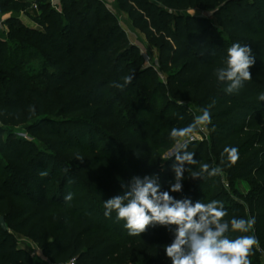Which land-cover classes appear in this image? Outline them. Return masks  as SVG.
Returning a JSON list of instances; mask_svg holds the SVG:
<instances>
[{"label": "trees", "instance_id": "16d2710c", "mask_svg": "<svg viewBox=\"0 0 264 264\" xmlns=\"http://www.w3.org/2000/svg\"><path fill=\"white\" fill-rule=\"evenodd\" d=\"M60 2L62 10L55 9L50 0H0V16L23 12L41 28L25 26L19 19L5 21L17 48L37 56L41 68L31 74L23 62L11 58L8 64L6 42L0 38V122L20 125L57 106L56 113L64 117L58 123L67 126L66 131L48 126L44 132L58 147L76 146L75 121L78 114L87 113L90 123L106 122L117 129L112 139L118 148L110 154L100 152L87 164L90 180L85 185L90 193L65 201L70 176L53 189L56 160L14 133L0 139L4 153L0 215L5 216L10 229L0 226V264H66L73 258L77 264H112L120 256L135 264H172L165 246L172 243L176 226H149L141 236H131L121 221L104 224L101 207L104 201L122 194V185L130 183L133 176L157 175L161 190L170 191L175 182L171 168L175 158L162 160L157 151L170 149L175 143L170 139L172 128L186 127L193 119L180 110L170 113V106L161 109L156 98L152 100L154 115H149L144 100L134 91L140 83L144 88L149 86L151 69L143 68L138 48L131 45L117 18L100 0ZM117 2L148 40L159 46L161 63L180 67L169 76L176 92L198 98L201 110L211 105L208 127L212 147L205 141L191 140L187 150L195 153L199 163L185 168L198 171L201 163H207L210 168L221 167L230 182L244 179L250 183L246 209L243 204L233 208L227 198L220 201L227 213L225 220L255 219L254 236L264 252V101L258 99L264 93V0ZM190 10L205 15L189 14ZM236 42L250 47L255 57L249 69L252 81L245 82L239 93L227 94L226 84L217 82L214 71L223 66L227 49ZM133 72L132 83L123 90L113 86ZM137 76H142L140 82ZM122 99L133 104V116L117 110ZM45 121L48 118L31 127ZM225 147L238 148L239 159L234 165L229 166ZM2 170L8 173L5 177ZM218 176L204 174L201 179H192L185 171L182 191L170 194L177 200L208 203L218 198L213 189ZM11 200L23 206L11 208ZM56 208L67 211L52 226ZM243 208L244 213L237 216ZM18 235L35 243L47 260L35 261L20 246ZM226 235L235 239L246 233L230 228ZM249 259L258 264L257 246Z\"/></svg>", "mask_w": 264, "mask_h": 264}, {"label": "clouds", "instance_id": "9594fccd", "mask_svg": "<svg viewBox=\"0 0 264 264\" xmlns=\"http://www.w3.org/2000/svg\"><path fill=\"white\" fill-rule=\"evenodd\" d=\"M255 57L252 50L245 44L233 43L227 49L223 66L217 67L214 75L218 83L226 84L227 94L239 93L245 82L252 81L249 69L254 65ZM134 73L125 75L123 83L113 86L123 90L134 79ZM264 101V93L258 97ZM211 105L201 110L193 122L183 128H172L170 139L175 141L176 149L166 160L174 157L171 168L175 174V182L170 191H162L157 175L133 176L130 183L122 185L124 192L104 201V215L110 217L116 213V219L124 221V227L131 236H141L149 226H176L174 239L165 246L167 257L172 264H251L249 257L253 254L258 240L254 235H240L230 239L226 233L231 228L234 232L248 233L255 223L254 218H231L227 215L221 201L212 200L208 203L190 198L177 200L170 192H181L184 172L188 171L192 179L202 178L204 174L216 176L222 168L211 167L201 163L199 170L185 165L195 166L199 163L194 159V152L188 151L189 142L195 133L203 131L211 124ZM35 112V109H32ZM214 130V129H213ZM229 166L239 159L238 148L225 147ZM72 194L65 196V201H71Z\"/></svg>", "mask_w": 264, "mask_h": 264}, {"label": "rangeland", "instance_id": "374dc122", "mask_svg": "<svg viewBox=\"0 0 264 264\" xmlns=\"http://www.w3.org/2000/svg\"><path fill=\"white\" fill-rule=\"evenodd\" d=\"M100 1L102 2L105 9L108 10L112 16L117 18L126 36L129 38L131 45L138 48L144 59L143 68L151 69L149 72V86L144 88L140 83L134 91L140 99L144 100L149 115H154L152 100L155 98L159 101L161 109L170 106V113L176 110H180L182 113L187 112L191 119H194L195 116L200 115L201 107L198 103V98H188L180 93H177L169 82V76L179 70L180 67L164 66L161 63V52L159 46L151 43L148 40L146 34L133 24V21L129 15L120 9L117 0ZM50 2L55 9L62 10L60 0H50ZM37 11L38 9L34 8L33 14H36ZM188 13L205 15V12L198 10H190ZM208 15L212 16V13H208ZM3 17L5 21L7 19H19L25 26L41 29L39 25H37L23 12L19 14L7 13L1 15L0 19ZM213 20L216 21L214 18ZM4 24H6V22ZM9 32V26L8 28L0 27V38L5 40L6 50L8 51V59L6 60L7 63L11 64L12 59H16L17 63L23 62L21 64H23V67L27 72L31 74L38 73L41 68L38 57L33 55V53L29 50H19L17 48L16 39L11 37ZM140 77L142 78V76ZM141 78L137 76L136 80L141 81ZM56 110L57 106H54L52 107V110H49L46 115L39 116L20 125L7 126L0 122V139H6L8 132L14 133L15 135L29 140L35 148L46 153L49 156V159L56 160L57 164L54 167L55 175L53 189H56L60 185L64 177L70 176L68 191L72 194L73 198H76L78 195L90 193L88 192L89 189L87 188V185H85L88 184L90 180V175L88 172L89 170L85 169L87 164L97 157L100 152H106L110 154L118 148L114 143V139H112L113 136H116L117 129L113 125L107 124L106 122L90 123L87 113L78 114L77 119L79 120H76V124L74 125L76 138L79 140L76 141V146L58 147L56 141L51 137H48L44 132L45 128L48 126H53L56 130H61L62 132L66 131L67 126L61 127L60 123H58L61 122L64 117H62V115H58ZM117 110L126 116L134 115L133 104L128 99H122ZM43 118H48L49 121H45V123L40 124L38 127H31L36 121ZM30 128H33L34 130H30ZM194 139L197 141H205L208 143L210 148L212 147V132L208 126L203 131L198 130L192 140ZM175 149L176 143H174L170 149L159 148L157 152L159 157L164 160L173 154ZM3 157L4 153L0 150V164H3ZM2 172L3 177L8 174L6 170H2ZM213 189L214 193L218 194V198L216 200L220 201L221 198H227L228 204L233 208H235L236 204H243L245 205L244 208L246 209V201L252 188L247 180L239 179L230 182L224 173H220L213 184ZM10 206L11 208H20L23 206V204L11 200ZM244 208L242 211H239L237 216H241L244 213ZM101 210L103 212L101 215V221L104 224H107L109 221L117 220L115 212H113L110 217H105L104 206L101 207ZM66 211V209L62 208H56L54 210L52 213V226H55L58 218L65 214ZM121 223L124 226L125 222L121 221ZM254 232V226H252V229L250 232L246 233V235H254ZM24 239L25 238L23 236L18 235L20 246L25 248L34 257L35 261L47 260L43 256L41 249L36 244L30 242V240L28 241ZM256 246L258 248V264H264V252L260 250L258 245ZM112 264L135 263L129 257L120 256L116 257L112 261Z\"/></svg>", "mask_w": 264, "mask_h": 264}, {"label": "water", "instance_id": "95a60500", "mask_svg": "<svg viewBox=\"0 0 264 264\" xmlns=\"http://www.w3.org/2000/svg\"><path fill=\"white\" fill-rule=\"evenodd\" d=\"M0 226L2 227L3 230L10 231V229L7 225L5 216H3V215H0Z\"/></svg>", "mask_w": 264, "mask_h": 264}, {"label": "built area", "instance_id": "2783aa9c", "mask_svg": "<svg viewBox=\"0 0 264 264\" xmlns=\"http://www.w3.org/2000/svg\"><path fill=\"white\" fill-rule=\"evenodd\" d=\"M28 1H31V0H28ZM33 7L37 9L36 4H34ZM1 24H2V22L0 21V25ZM66 264H77L76 258L70 259Z\"/></svg>", "mask_w": 264, "mask_h": 264}, {"label": "crops", "instance_id": "0c3cea01", "mask_svg": "<svg viewBox=\"0 0 264 264\" xmlns=\"http://www.w3.org/2000/svg\"><path fill=\"white\" fill-rule=\"evenodd\" d=\"M5 17V16H4ZM4 17L2 19H0V21L2 22V24L0 25V27H5L6 28V25L4 24L5 23V19ZM5 25V26H4ZM24 240H27L26 238ZM29 241V240H28ZM31 242V241H30ZM35 244V243H34ZM22 247V246H21ZM25 249V248H24Z\"/></svg>", "mask_w": 264, "mask_h": 264}]
</instances>
